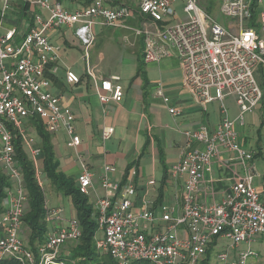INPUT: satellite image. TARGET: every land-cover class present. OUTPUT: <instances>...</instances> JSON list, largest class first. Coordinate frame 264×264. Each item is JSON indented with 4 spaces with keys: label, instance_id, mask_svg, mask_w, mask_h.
Returning a JSON list of instances; mask_svg holds the SVG:
<instances>
[{
    "label": "built area",
    "instance_id": "obj_1",
    "mask_svg": "<svg viewBox=\"0 0 264 264\" xmlns=\"http://www.w3.org/2000/svg\"><path fill=\"white\" fill-rule=\"evenodd\" d=\"M91 1L86 8L70 11L58 1L29 0L32 6L46 10L48 18L35 12L33 17L39 27H31L20 36L15 27L1 31L9 6L8 0L1 2L0 167L11 185L5 189L0 212V262L15 259L20 264H65L59 259L61 247L80 238L77 218H64L62 208L49 207L45 198V221L59 225L34 248L19 237L28 194L14 141H21L41 188L42 151L35 137L27 132L26 122L39 119L50 133L62 129L67 136L66 146L77 149L80 137L75 133L73 112L61 103V94L49 90L50 81L44 75L46 70L55 72L61 61L60 48L49 41L45 31L64 27L73 31L83 45L82 57L88 63L87 50L95 39L92 28L98 25L129 31L142 43V58L147 63L175 54L184 84L195 102L203 107L218 101L222 117L214 130L202 124L197 130L183 133L185 147L170 168L173 179L183 178V190L175 194L172 205L163 203L156 210L145 204L142 210L135 211L130 197L136 193V169L132 168L130 178L120 183L107 176L114 167L104 166L99 176L105 194L94 203L97 229L102 235L95 238V250L108 254L116 264H211L213 251L217 264H248L259 256L250 243L256 236L264 235V195L252 185L256 151L242 147L224 100L227 96L234 98L236 120L242 123L244 115L262 99L263 89L255 72L260 69L264 83V9H256L252 24L251 0H221L219 11L231 19V25L222 26L198 0ZM178 1L183 4L185 17L174 21L177 13L173 5ZM64 78L68 84L80 81L70 68H65ZM99 88L101 103L119 102L123 97V88L111 79H102ZM156 96L168 106V98L159 85ZM167 109L171 115L179 113L174 107ZM112 131V126L103 127L102 139L110 138ZM76 158L81 162L77 187L88 195L95 176L81 155L76 154ZM215 164L222 169L220 179L206 178ZM218 180L227 181L228 185L217 199L213 183ZM148 183L154 184V180ZM201 185L205 187V199L208 196L210 201H199ZM158 220L163 225L156 229ZM219 238L227 244L217 251ZM242 243L246 249H240Z\"/></svg>",
    "mask_w": 264,
    "mask_h": 264
},
{
    "label": "crops",
    "instance_id": "obj_2",
    "mask_svg": "<svg viewBox=\"0 0 264 264\" xmlns=\"http://www.w3.org/2000/svg\"><path fill=\"white\" fill-rule=\"evenodd\" d=\"M52 1L60 2L64 8L70 11L86 8L92 2L91 0ZM1 2L2 0H0V6ZM8 4L9 6L3 16L1 31H5V29L10 27H15L19 34L18 36H20L26 33L31 27H39L33 17L35 12L39 13L44 18H48V12L46 10L40 9L35 5L32 6L29 0H8ZM257 9H264V0H261L257 4ZM45 34L49 41L60 48L59 58L61 60L55 72L46 70L44 73L50 81L49 90L61 94L63 97L61 103L71 108L75 119V133L80 137V144L77 149H74L66 146L67 136L62 129L50 133L44 127L45 130L51 134L52 149L59 163V172L65 177H70L77 181V175L81 170V162L77 160L76 154L81 155L82 162H85L89 170L93 172L95 176L93 187L89 188V194L86 195L88 203L93 208L95 220V200L97 197L105 194L99 176V174L104 172L105 165L114 167L113 171L107 173L109 179L120 183L126 182L130 178L129 174L132 168L136 169V176L134 177L136 193L130 197L135 211L142 210L145 204L156 210H158L159 205L163 203L172 205L175 194L179 195L183 190V178L173 179L170 175L171 165L178 160L179 152L185 147V137L183 133L185 130H197L202 124L214 130V127L222 117V113H220L219 109V102L213 101L203 107L195 102L189 88L184 84L183 72L180 69L179 60L175 54L159 62L147 63L142 58L141 52L143 66L140 72H138L140 59H138V61H133L131 59V62L130 60L128 62L129 66H125L124 73L109 71L108 74H103L101 72L102 70H100L97 65L93 66L90 64V59L88 57L85 70L81 71L80 74L76 73L80 81L77 84H68L65 82L64 71L66 66L70 68H72V66L64 61L65 54L67 53L66 51L76 47L83 50V45L80 44L73 31L66 27L49 28V30L45 31ZM97 34L98 33H95V38ZM123 37L126 39L127 35L124 34ZM133 39L135 40L134 37ZM131 43H133V41H131ZM133 45L134 43L130 46L133 47ZM82 56L83 55H81V57ZM155 75H158L159 79L156 78ZM255 77L263 89L262 99L251 112H247L244 115L242 123L236 120L238 113L234 98L231 97L236 108V112L233 114L229 113V107H227L225 103L226 98L224 100L227 113H229V117L234 120L233 128H235L239 134V142L241 145L242 143L246 144L248 141V137L244 134L247 133L244 126L252 121L257 124L259 123L258 125L260 126V122H263V114L258 115L255 112L257 108L264 107V83L260 69L256 70ZM102 79H111L120 84L123 88V97L121 101H110L107 103H101L99 101L98 92ZM158 85L161 86L164 95L168 98V106H166L163 101H159L160 98L156 96ZM213 103H215L216 106H213L212 109L209 110V106L213 105ZM169 106L176 108L179 113L171 115L167 109ZM164 108L167 109L168 114L173 116L175 126L179 130L178 132H171L168 134L167 132L170 128H161L160 113L161 109ZM246 115L247 118L245 119ZM260 119H262V121H260ZM111 126L113 128V133L110 138L103 140L101 137V129ZM26 129L28 133L35 137V141L38 145L36 140L38 136L36 135V124L34 120H28L26 122ZM178 135H180L179 139L177 138ZM169 146L175 148L178 152L175 158L176 160L171 162L169 166H166L163 158L165 149H168ZM193 146H196V144H193ZM62 147H65L67 150H63ZM243 148L256 151L254 155L255 175L252 182L254 186V180L259 176L256 168L258 159L263 157V147L260 143L255 142V145L244 146ZM42 158L41 153L39 155V163L42 167V174L45 175ZM158 162L161 163L162 166L159 180L156 179ZM221 175V167L219 164H215L212 173L207 175L206 178L211 177L216 180L220 179ZM149 180H154V184H149ZM227 185L228 182L224 180H218L213 183V187H215L216 190L215 198L218 199L221 196V190ZM261 185L260 190H258L256 186L254 187L259 193L264 195V174L262 176ZM200 187L199 201H210L208 196H206L205 199L204 185ZM41 189L43 192V188ZM56 192L58 198H61L62 193L59 192L58 189ZM90 194L92 200H89ZM46 200L48 204V199ZM26 204L24 207L25 211ZM55 207L62 208L61 214L64 218H69L75 214L73 205L69 217L64 214V208L61 205ZM46 224L47 231L45 236L52 228H56V226L59 225V223L52 222H46ZM162 225L163 222L158 220V222L154 224V227L159 229ZM97 233L99 235H97ZM95 235V238H100V236H102L101 231L97 229ZM60 251H65L67 254L69 253L68 247L64 245L61 247Z\"/></svg>",
    "mask_w": 264,
    "mask_h": 264
},
{
    "label": "rangeland",
    "instance_id": "obj_3",
    "mask_svg": "<svg viewBox=\"0 0 264 264\" xmlns=\"http://www.w3.org/2000/svg\"><path fill=\"white\" fill-rule=\"evenodd\" d=\"M199 5L204 9L205 6H210L211 14L214 17V19L220 23L222 26H228L231 25V19L227 16H223L221 11H219L220 2L221 0H198ZM182 3L181 1L177 2L175 5H173V9L177 13L174 21L181 20L185 17V13L182 12ZM92 30H94L95 33H98L96 38L93 41V45L91 44L90 49L87 50L88 57L90 59V64L93 66L97 65L101 72L103 74H108L109 71H115L116 73H124L125 66H129V60L131 62V59L133 61H138V59H141V52H142V43H140V40L135 38L133 39V36L130 34L129 31L125 29H119L114 27H100L98 25H94ZM127 35V39L123 37V35ZM123 38V39H122ZM130 41H133L134 45L131 47ZM64 61L68 63V65H71L72 68L69 66H66V68H70L73 72L80 74L81 71L85 70L86 61L82 59L81 55H83L84 51L76 48H72L66 51ZM173 59V58H172ZM174 60V59H173ZM123 69V71H122ZM156 78H158V75H155ZM159 79V78H158ZM161 101V100H159ZM225 103L227 107H229V113L233 114L236 112L235 105L233 103V100L231 97H227L225 100ZM215 107L216 104L213 103V105L209 106V110L212 109V107ZM258 115L263 114V122H260V126L255 122H249L244 127L247 130V133H244L248 137L247 143L243 144L244 146H250L255 145V142H258L263 147V157H260L258 159V164L256 171H258L259 176L255 178L254 180V186L257 187L258 190L261 189V181L262 176L264 174V107L257 108L255 111ZM161 119H160V126L161 128L168 129V134L171 132H178V128L175 126V120L173 119V116L168 114L167 109H161L160 113ZM247 118V115L245 116V119ZM262 121V119H260ZM180 138V135L177 137ZM37 142L40 140L39 136L37 137ZM63 150H65V147H62ZM67 150V149H66ZM69 152V151H68ZM73 152V151H72ZM177 150L172 147H168V149H165L164 154V164L166 166H169L171 162L175 161ZM161 163L158 162L157 165V172H156V179L159 180L161 175ZM41 178L43 179V193L45 194V198L48 199V204L50 207L55 206H62L64 208V214H66L68 217L70 216V210L72 209V200L71 197H67L62 194L61 198H58L57 195V188L54 186L50 179L47 178L45 175H41ZM158 182V181H157ZM92 200V196L90 194V199ZM27 202V201H26ZM75 216V214H73ZM70 218V217H69ZM28 226H25L23 223L20 228L19 237L22 239V241L25 244H28ZM97 235H99L97 233ZM218 250L222 249L226 246L227 241L224 239L219 238L218 239ZM250 245L253 249H255L259 256L252 258L248 264H264V235L256 236V240L251 242ZM64 246L70 247L71 243H65ZM247 245L244 243L241 244L240 249H246ZM216 251L211 252L210 254V261L211 264H217L215 260V254ZM141 264H148L147 261H141ZM219 264V262H218Z\"/></svg>",
    "mask_w": 264,
    "mask_h": 264
},
{
    "label": "trees",
    "instance_id": "obj_4",
    "mask_svg": "<svg viewBox=\"0 0 264 264\" xmlns=\"http://www.w3.org/2000/svg\"><path fill=\"white\" fill-rule=\"evenodd\" d=\"M251 10L253 12L252 24L257 15V0H251ZM204 10L211 13L210 6H205ZM143 66V60L140 59L138 72ZM36 135L39 136L38 147L42 151L43 171L51 183L63 195L71 197L72 205L75 209V216L80 222L81 232L80 238L71 242L68 247L69 253L65 251L60 253L59 259L65 264H116L115 261L105 253H99L94 248V241L97 232V221L94 219L93 208L88 203L86 194L79 192L77 183L72 178L65 177L58 170L59 163L55 158L54 151L51 144V134H49L41 120H35ZM16 150V160L23 171V178L25 179V188L27 197L26 211L22 218V223L28 226V245L34 248L35 244L42 242L47 231V224L44 220L45 209L43 208L44 193L39 187L34 177V164L28 158L25 150L21 147V141L17 138L14 141ZM11 185L9 179L0 167V212L3 210L5 201V189ZM148 264L149 263L147 261ZM0 264H20L15 259L2 260ZM127 264H141V261H130Z\"/></svg>",
    "mask_w": 264,
    "mask_h": 264
}]
</instances>
